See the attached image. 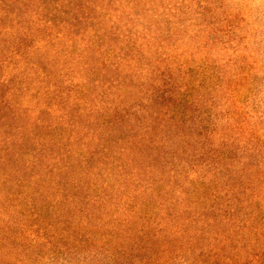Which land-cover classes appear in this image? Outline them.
<instances>
[{
    "label": "trees",
    "instance_id": "obj_1",
    "mask_svg": "<svg viewBox=\"0 0 264 264\" xmlns=\"http://www.w3.org/2000/svg\"><path fill=\"white\" fill-rule=\"evenodd\" d=\"M3 1L4 26L18 14ZM12 45L0 44V69L21 43ZM107 63L100 69L106 70ZM117 63L109 66L117 69ZM160 67L158 62L141 64L135 67L140 73L136 79L103 82L104 100L85 105L83 112L78 108L73 117L62 112V129L41 116H54L58 106L39 103L41 113L33 118L39 130L29 137L31 148L26 146L31 132L19 120L32 114L13 103L11 87L0 82V214L12 208L9 227L0 230L7 263L43 260L44 255L35 254L38 245L23 243L27 229L37 226L60 238L54 249L51 242V247L42 246L50 261L60 258L61 264H168L178 251L192 264L194 248L204 247L205 238L216 239L214 222L231 221V202L222 195L234 190L239 199L241 194L238 188L221 189L220 182L234 161L228 152L238 138L230 118L239 113L202 111L199 100L205 89L198 75L178 79ZM143 71L148 75L142 78ZM245 90L241 84L224 95L234 93L239 102ZM60 102L61 108L67 104ZM37 193L50 201L37 207ZM52 223L57 227L52 229ZM19 248L35 254L32 263L12 255ZM250 256L246 251L234 264H249Z\"/></svg>",
    "mask_w": 264,
    "mask_h": 264
},
{
    "label": "rangeland",
    "instance_id": "obj_2",
    "mask_svg": "<svg viewBox=\"0 0 264 264\" xmlns=\"http://www.w3.org/2000/svg\"><path fill=\"white\" fill-rule=\"evenodd\" d=\"M18 1H3L18 15L4 26L0 22V44L21 45L0 69V82L11 87L13 103L24 105L32 114L19 120L31 132L26 140L39 130L33 118L41 113L43 101L58 110L52 117L45 112L42 118L62 129L58 120L62 112L73 117L78 108L83 112L85 105L104 100L103 82L116 77L136 79L140 75L136 66L158 62L162 71H171L178 79L197 74L205 89L199 100L202 111L239 113L234 120L230 118L238 140L228 152L234 161L222 172L220 188H238L241 196L233 197L234 190L222 195L231 202V221L214 222L216 239L205 238L204 247L194 248L190 260L192 264H234L247 251L249 264H264V0ZM105 61L108 66L103 71ZM110 61L118 62L117 69L109 66ZM146 74L143 71L141 77ZM241 84L246 90L239 102L234 93L224 95L227 88L238 90ZM57 100L59 104L66 101L65 111ZM26 146L33 147L30 139ZM34 197L37 207L50 201L38 193ZM11 211L0 214V230L9 227ZM35 227L27 229L23 240L38 245L35 254L44 255L34 264H61L60 258L50 261L49 251L42 246L51 247L47 243L51 242L54 249L60 238L53 237L51 230ZM214 245L224 251L215 250ZM178 253L168 264H189ZM12 255L20 261L34 258L23 248ZM0 260L9 264L6 251L0 250ZM100 261L105 262L103 257Z\"/></svg>",
    "mask_w": 264,
    "mask_h": 264
}]
</instances>
